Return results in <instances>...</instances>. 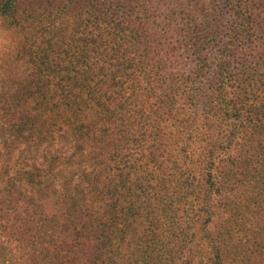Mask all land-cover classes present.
<instances>
[{"label": "trees", "instance_id": "obj_1", "mask_svg": "<svg viewBox=\"0 0 264 264\" xmlns=\"http://www.w3.org/2000/svg\"><path fill=\"white\" fill-rule=\"evenodd\" d=\"M173 5L181 7L179 0ZM149 7L146 0H0V19L19 39L14 64L24 73L0 93V264L190 263L181 258L186 235L163 240L156 232L163 219L150 223L141 236L133 233L150 213L147 199L167 180L159 165L166 151L160 140L167 132L166 115L180 104L184 81L165 75L164 49L146 40ZM230 9L239 22L218 56L212 60L204 54L219 33L215 23V30L199 38L196 51V74L217 68L216 80L208 83L215 105L207 100L205 118L214 117L219 107L233 126L228 143L215 142L208 152L206 206L215 188L218 151L239 136L244 122L238 106L252 90V78L241 70L238 89L244 98L227 99V88L234 86L232 45L238 37L253 38L256 22L243 0H231ZM173 10L166 21L179 29L177 35L198 31L195 20L181 13V19L174 18ZM257 25L264 26V19ZM261 63L254 86L264 91V59ZM185 83L193 112L176 127L182 155L192 152L187 142L202 94L194 76ZM248 112L260 127L264 104L251 105ZM184 185L198 195L195 184H178ZM49 196L55 213L46 210ZM204 233L211 250L206 264H225L206 226ZM152 234L156 241L144 240ZM118 241L128 244L127 250Z\"/></svg>", "mask_w": 264, "mask_h": 264}, {"label": "rangeland", "instance_id": "obj_2", "mask_svg": "<svg viewBox=\"0 0 264 264\" xmlns=\"http://www.w3.org/2000/svg\"><path fill=\"white\" fill-rule=\"evenodd\" d=\"M146 1L149 2V9H152L149 23L151 34L146 40L151 41L152 46L160 44L164 49V57L160 59L168 60L165 75L176 81L178 79L184 81L180 104L171 112V116L166 115L167 132L163 133L165 138L160 140L161 144H165L166 151L165 155L161 156L159 165L167 180L147 199L145 206L150 213L145 215L142 222L144 225H136L133 233L141 236L143 235L141 231L150 229L148 227L150 223L156 225L158 219H163L161 229L156 231L159 232L160 238L176 239L173 236L176 233L177 239L181 240L183 239L181 234L186 235L188 238L181 258L189 259V264H206L211 258V250L203 240L206 226L213 235L216 245L221 247L225 264H264V119L263 123H259L260 127L255 128L248 118L251 105L264 104V91L254 86V80L260 78L263 70L261 59H264V26L260 27L257 24L264 19V0H243L249 8L251 20L256 21L252 22V32L255 36L238 37L232 45L230 72L234 78L232 82L234 86L227 88V99L232 103H239L238 101L244 98V94L238 89V86H241V70L252 78V90L248 91L243 106H238L244 122L239 136L230 147L218 151L213 166L215 188L211 191L213 196L209 206L205 205L204 197L208 186L206 176L208 152L215 142L221 146L228 143L233 126L228 121L229 117L225 111L219 107L214 117L210 120L205 118V104L211 99L212 93L208 83L216 80L217 68L213 66L206 76L196 74L200 58L196 51L200 45L199 38L215 30V23L219 33L204 50V54L209 52L211 59H215L228 42V34L239 19L230 9L231 0H179L181 7L173 5L174 0ZM170 8H174V18L188 17L195 20L198 31L187 37L177 35L179 29L172 28L166 21L167 16L172 15ZM178 13L183 14L181 18ZM180 25L184 27V24ZM18 41L17 36L8 30L4 21L0 19V93L6 87H10L12 78L20 79L24 75L20 65L14 64L13 60ZM242 46L245 48L243 52L240 51ZM261 53L263 58H260ZM189 76H194L195 84L202 94L195 109L198 112L197 122L187 142L192 152L182 155L179 151L180 142L177 139L176 127L193 112V107L186 99L190 95V90L186 83L184 84ZM210 102L215 105L214 99ZM180 182L195 184L198 195L190 194L187 185L180 188L178 186ZM52 202L53 198L49 196L45 201L46 210L55 213ZM167 210L172 213L166 212ZM164 219L170 221L171 226H168ZM144 240L156 241V238L152 234L146 235ZM118 242L120 249L127 250L128 244Z\"/></svg>", "mask_w": 264, "mask_h": 264}]
</instances>
